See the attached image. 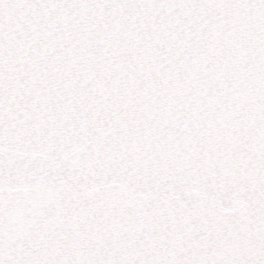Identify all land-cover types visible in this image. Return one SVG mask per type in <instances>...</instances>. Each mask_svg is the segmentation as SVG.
<instances>
[{
    "label": "snow or ice",
    "instance_id": "obj_1",
    "mask_svg": "<svg viewBox=\"0 0 264 264\" xmlns=\"http://www.w3.org/2000/svg\"><path fill=\"white\" fill-rule=\"evenodd\" d=\"M0 264H264V0H0Z\"/></svg>",
    "mask_w": 264,
    "mask_h": 264
}]
</instances>
